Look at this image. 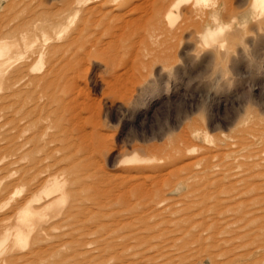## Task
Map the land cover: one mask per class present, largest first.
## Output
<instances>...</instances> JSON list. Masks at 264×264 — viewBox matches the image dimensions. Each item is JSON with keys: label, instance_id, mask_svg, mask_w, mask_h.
I'll use <instances>...</instances> for the list:
<instances>
[{"label": "rangeland", "instance_id": "rangeland-1", "mask_svg": "<svg viewBox=\"0 0 264 264\" xmlns=\"http://www.w3.org/2000/svg\"><path fill=\"white\" fill-rule=\"evenodd\" d=\"M154 1L0 0V45L9 28L20 47L19 28L41 43L53 34L45 57L23 49L13 63L11 75L29 66L18 86L7 89L0 67V264H264V11L207 50L206 14L175 0L171 22L160 15L171 1ZM251 3L221 10L241 17ZM50 68L33 97L65 98V117L22 160L14 110ZM20 86L5 125L2 97ZM47 154L67 201L21 239V168ZM46 176L29 175L28 190Z\"/></svg>", "mask_w": 264, "mask_h": 264}, {"label": "bare ground", "instance_id": "bare-ground-1", "mask_svg": "<svg viewBox=\"0 0 264 264\" xmlns=\"http://www.w3.org/2000/svg\"><path fill=\"white\" fill-rule=\"evenodd\" d=\"M90 1L91 0H79V3L85 4ZM169 1H171V3L169 4L168 8L163 11L160 10V15L165 14V16L170 17L171 22H174L172 17V8L174 7L175 9H178L180 3L175 2V0ZM149 11L148 13L151 12ZM57 26L58 24L53 23L50 25V28L54 30ZM12 30L13 29L11 28L6 30L7 35L0 45V67L2 69V76L6 82L7 89L11 88L13 79L14 86H18L24 81L25 77L27 76L29 66L17 68L14 75H11L13 63L24 57L23 49H26L32 56L42 59L47 54L44 45L48 44L53 39V34L51 33L50 29H48L49 31H45L43 38L44 42L41 43L39 41V37L31 39L27 36L30 30L28 29V27L19 28V30L16 29L15 31L18 30L19 34L21 35V39L24 42V47H20L17 40H12ZM64 67H66V65H60L58 70H60L61 68L63 69ZM58 70H56V72H58ZM53 72H55V70L50 68L46 73L40 76H31L29 80L31 84H25L33 85L28 91L29 93H31V96L29 97V99L20 103L14 110V114L16 115L15 119L17 120L18 138L20 139L18 143V149L22 155V160H26L28 153H32L38 148L41 140H43L42 142H45V146H49V144L54 142L56 140V135L54 133H50L49 130L54 127L53 122H59L65 117L64 113L67 110L65 98H45V101H41V99H36V97H33L35 94L41 93V97L45 96L44 92L48 89L49 86L48 76ZM61 90L63 93H65L66 86H62ZM22 91L23 88L21 87L16 89L13 93L6 92L3 95L2 98L4 100V103H6L3 111L5 125H9L11 122L12 111L10 105H8L11 102L10 99L12 95H17L22 100V97H20ZM45 120L49 121V123L44 124L43 122ZM40 122H42L43 125L38 131V123ZM67 130L68 128L65 127L62 132H59L58 134H66ZM45 136H50V139L47 140ZM51 157L52 156H50V154H47V156H45L44 158L32 160L29 164H24L21 168L20 180L24 184V190L26 191V195L23 198V201L20 203V210L18 212L17 227L18 234L21 239L26 238L25 232L23 231L24 227L34 229L41 228L44 224H48L55 214L62 211V202L67 201L66 198L68 197V192L66 189V180L61 177L59 169L54 168L55 163L48 162V159ZM38 170L44 171L47 175L45 179L46 184L44 186V189L40 191L38 189L39 185H35L34 187H31L30 185V189L28 190L29 185L25 184L27 177L29 175H33ZM1 246L2 244H0V248Z\"/></svg>", "mask_w": 264, "mask_h": 264}, {"label": "clouds", "instance_id": "clouds-1", "mask_svg": "<svg viewBox=\"0 0 264 264\" xmlns=\"http://www.w3.org/2000/svg\"><path fill=\"white\" fill-rule=\"evenodd\" d=\"M197 13L207 15L208 23L198 34L197 42L207 50H219V45L237 31H245L264 11V0H252L247 15L226 19L221 10V0H190Z\"/></svg>", "mask_w": 264, "mask_h": 264}]
</instances>
